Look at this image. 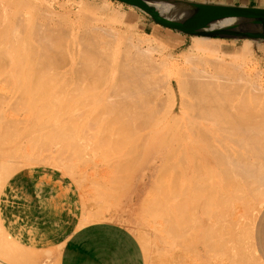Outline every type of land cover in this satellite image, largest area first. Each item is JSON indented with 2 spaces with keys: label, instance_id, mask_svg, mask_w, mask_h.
<instances>
[{
  "label": "bare ground",
  "instance_id": "6f19581e",
  "mask_svg": "<svg viewBox=\"0 0 264 264\" xmlns=\"http://www.w3.org/2000/svg\"><path fill=\"white\" fill-rule=\"evenodd\" d=\"M3 1L7 2L6 0H3ZM48 1L45 0V2H48ZM8 2L6 4H8ZM13 2H11V4ZM33 2L34 0L33 1L16 0L15 3L17 5H14L15 3L12 4L15 10L19 7H22V6L17 7L18 5H23V4L28 5L29 9L27 10L26 15L24 17H21L24 15V13L23 15H21V12H24V11H21L19 12L20 16L15 15L14 17L13 15V19L15 18L14 22L13 20L10 21L8 19L10 22H13V25L12 23L11 25H9L11 27H8L5 25L3 27L0 26V31H1L0 34H2V32L3 34L4 33L7 34L8 30H11L10 36L13 34L11 38H9L10 40L8 41H5L2 38L3 36L5 38V34L0 38V71H1V68L3 69L2 71L3 74L1 73L2 78H0V80L2 79L4 81L5 76L11 72L12 73L10 76H12L14 79L16 77L15 71L16 73L19 72L18 74H20L21 72L25 73V71H29V73L32 72L31 75H34L33 77L29 75V78L30 79L32 78L31 79L32 82H30V79L28 78L30 86L22 87V84H24L23 82L25 80V78L23 77L25 76L28 77V75H26L25 73V76H24V75H21L22 74L21 73L20 75L21 77L23 76L22 77L23 82L21 85H19L21 86L20 88L19 86H17L18 83L14 81L18 80V82H20L21 77L19 78V75L17 74V79L15 78V80H13L8 75L6 78L9 77V80L11 79L10 82L11 81L14 82V83L12 82L11 84L12 85L14 84L17 86V89H16L17 91L15 90L16 87L14 85L13 86L15 88L11 87V85L9 84V88H4L6 91L5 90H3L4 92L1 91L2 93H4V96H2L0 92V97L1 96L6 97V101L8 100L17 101L18 100V102L21 101L20 103H23L22 101L25 100V97L26 96L28 97L32 93L30 92V89L36 87V85L39 86V83L41 84V81L43 78L41 73H43L44 70L45 72L47 71L46 72L47 76L48 74H51L56 79V80L54 78L51 79V76L49 75L50 80L52 81L55 80L52 84H54L57 81V79L61 80L62 82L59 81L56 84L58 85V91H59L60 86L58 83L60 84L62 83L63 85V88L61 87L62 92H58L57 90L55 91H57L60 94L63 93L62 98L64 99L65 97L69 99L70 97H74L73 99L77 101L76 103H79L80 105L79 109H81L80 113H78L79 110L77 111V113L79 114L78 116H77V113L74 115V117L72 116L73 119L69 117L68 108H65V110L66 109L68 110L67 111L68 113L64 111L66 112L65 115L68 114L67 116L71 118L72 120H74L77 127L80 126L82 130V132L80 130L82 134H79L81 135V137L79 136L78 139L76 138L77 142L76 144L75 142L73 144L75 146L80 145L81 143L86 144L88 149H90V146H89L90 144L98 146V147H100L99 145L103 146V144H107L108 146L111 145V147H116V149L117 148L119 149L116 155H114V153L112 154L113 157L115 156L114 159H112V156H111V159L115 162V166L117 168L116 170H118V172L120 171L119 172L120 175L121 174L125 175L124 172H127L128 175H130L129 177L137 181V182L131 181L132 184L134 183L133 185L131 183L129 185V182L126 183L127 185L125 184L127 186V192H125V194L128 193V195H125L127 199H128V196H129V199L131 196L132 199L136 198V200H138V198L140 199L146 193H149V194L154 193L155 190L152 188V186L154 187L156 184H158L160 188L159 183H155V182L158 180V177H161L163 180L165 176H166L165 181H168L170 179L173 181V182L171 181L172 182L171 184L165 182L166 186L168 185V188L164 186L165 189H169L170 186L172 187L169 190H165L163 188H161V190L159 189V191H156L158 192L157 197L159 195L160 196L164 195L166 199V196L174 195L173 199L171 200H174L176 197H179V196L182 198H186V201H187L186 203H189L188 205L191 211L190 209H188V205L185 207L183 206L184 208H186L184 209V211H186L184 213L188 215L187 210L192 212L191 213L192 215L189 213L192 219L190 218L189 220L188 219L189 216L186 215V217L188 218L184 219V221L185 220H187L188 222L190 221L189 223L190 225L186 223L187 221L186 222L179 221L180 219L177 221L176 216L178 215L176 216L174 215L175 210L177 211L181 207V203L180 204L177 203V202H181L179 198H178V201L177 199L175 201L177 205L175 203H172L173 201L167 200L168 203L171 202L173 204V207H174V204L176 205L174 208L171 206L175 210L173 209L169 210L171 207L168 208V206L167 207L165 206L168 203L166 202V200H164V197H162L163 199L159 198L160 196L157 198V199L164 200L165 202V205L162 202L163 205L159 206L158 204L160 200L159 201L156 199L154 200V198H156V195L154 194L155 197L153 199H152L153 195L149 196L150 199L154 200L153 201L154 203L158 201L157 206L156 204L155 205L153 204L154 206L152 205L153 208H151L150 207L151 205H149L150 201H151L150 204H152V200L148 201V199L146 200V198L142 197L145 199L146 203L147 201L149 203L146 204L144 203V201H142L143 204L141 206L144 205L143 207L145 208V204H146L148 207H150L149 208L150 210L154 209L153 211H151L154 213V216L161 212V216L158 215L157 217L158 220L155 219L158 222L156 221L154 223V226L160 225V228H159L160 231L156 230V227H155V230L158 231L156 233L160 237L161 236L163 237V235L164 237L166 236L169 237L171 236L170 234L174 233L176 234L175 236L178 239L177 241L179 242V240H181L180 242L183 243V244L182 243L179 244L180 242L178 243L176 241V243H173L175 244V246L177 244L185 246L186 245L185 242H187L188 245L189 243L190 244L192 243L193 245L196 246V248L194 249L196 251L198 245H202V246L204 245L203 247L207 246L210 248V249L203 248V249H207L205 250L207 252L211 250L210 254L211 253L213 254L214 253L213 250L216 249L220 245V248L219 247L217 248L219 249L218 252L221 249V251L219 252L220 255L217 252L214 253L217 256H220L218 257L220 259H218L217 261L221 260L222 256H224V253L226 252L225 251L226 249L229 252L231 251L230 253H232V250L234 252L236 251L235 252L236 256L238 255L239 257L241 256L242 260L236 256L235 257L233 256L232 259L236 258L242 262L243 258H244V261L247 258H249V257H246L247 253L248 254L250 253L248 250H246L247 249L246 243H248L250 240V237H252L251 230L254 225V217H255L254 215L256 214L255 212H257L256 209H258V206L259 208H261L262 205L264 204V108L262 107L264 105H261L262 102L259 103V105H261V108L260 107L258 108L257 106L259 105H256L258 103L257 102L258 100L260 101H262V99L264 100V91H263L264 89L262 87V85L264 84H262L261 86H258L261 82L259 84L257 83L256 85L255 83L253 84V81L255 79L254 80L252 79L253 77L249 75L248 73L249 71L248 72L246 71L248 73L246 74L244 71L241 70V67H240V70H238L239 66H235L234 65L235 63L233 64V63H229L230 61L229 62L226 61L227 56L233 57V52L225 53L219 50L217 39H220V38H211L207 36L192 35L191 39H193L192 40L193 44H191L189 48L185 49L182 53L175 54V49H172L170 51L168 50L166 52L164 49L165 45L162 44V42H157V39L151 35L147 36L148 34H146L147 36L146 38H141L140 35H137L135 38V27H131L130 26L131 24H129L128 26L129 28L127 29L125 28L126 30L124 31L121 28L114 27V25L111 27H103L101 25L94 26V22H93V26L90 25L92 23L87 22L90 25L88 26V24L85 22L88 21L87 17L89 18V15L88 16L84 15V17L82 15L79 17L78 15V17L77 16L76 17L77 18L82 17V20L81 19L76 20L77 18H75L74 20L77 21V23L78 21H81L82 23H84L82 24L80 22L82 24V27L84 26V28L77 27L78 26L77 23L76 24L74 23L73 25L70 26L68 22H72L73 19L72 21L68 20V17H69L68 16L66 20H67L68 25L70 26L69 27L64 22L65 17H66L62 15V13L64 12L58 11L59 13L58 12L56 13V11H54L53 9V5L51 6V4L45 3L43 0L44 5L48 4V8L44 6V10H47L46 12L49 11L52 14L51 13L47 14L45 11H43V9L40 12H44V13H40L37 8L39 9L41 8L40 7L36 8V5ZM38 5H41V4H37V6ZM107 5L108 4H106L105 6ZM161 5L162 6H160V4H157V6L160 7L162 12L169 16H181L187 13L188 10L190 9L189 5H187L186 3H182V2L176 3L175 1L161 2ZM4 8H6V6ZM24 8L26 7L24 6ZM20 9L21 8L17 10H20ZM7 12L5 10V14ZM53 12H55L54 15L58 14L57 18L53 17ZM59 15H61V17ZM64 15H66V13H64ZM122 15L121 17L123 18ZM0 16L2 17V15ZM62 16L64 17L63 19L64 21L62 22H64V24H66L67 26L61 25L60 19H62ZM9 17H12V15ZM122 18H120V24L122 22L121 21ZM92 19L93 18L89 20L92 21ZM0 20L2 21L3 17L0 18ZM117 20H119V18ZM85 24H87V26ZM0 25H2V23ZM74 25H76V28L74 27ZM101 30L103 31L101 32ZM141 35L143 36V34ZM1 40L2 41L4 40V41L2 42ZM244 40L246 41V43H248V45H251L250 43L254 39L246 38ZM121 44L124 45V48H122ZM15 55H17L19 58L15 61H12L13 58L16 59L15 57L17 56ZM12 56L13 58H11ZM235 57L237 58V56ZM243 61L242 63H244ZM242 63L241 61L239 62V64H242ZM4 69L6 71H4ZM238 71H241V72H238ZM4 72L5 73L7 72V74L5 75ZM39 75H41L42 78H40ZM45 76H44L45 80L46 79L48 80V77L46 78ZM18 78L20 79V81ZM6 81L8 80L6 79ZM27 82L25 85H28ZM46 82H45L46 84L45 89L46 88L49 89V85L47 87V84L49 82L47 83ZM7 83L8 82H6V84ZM42 86L43 85L39 87L41 88ZM53 86L52 87L50 86V88L53 89ZM6 87H8V85H6ZM45 89L39 90V91L42 90L43 93L46 92L44 96L39 95L38 96L39 98L37 96L36 98H34V96L31 97L32 95L29 96L30 99L34 98V100L37 99L35 101L39 102L38 103L39 105L37 106L36 105L37 103L33 101V103L34 102L36 103L32 105V108L34 106L33 110H35L36 106L38 109L39 107L40 108L42 107L40 103H43V101L40 102L41 101L40 97L41 99L45 97L44 98L45 100L46 98L47 100L50 99V96H48L49 98L47 97L48 91H46ZM33 90L34 89H32V91ZM35 90L38 91V87ZM37 91L35 92L37 93V95L42 93V92H37ZM49 92L51 94L52 90L50 89ZM60 94H58L59 98L56 95V98H55L56 100L52 98L51 100L53 101L49 100L50 102H47L46 100V103H49V104L53 102V105L52 104L50 105V106H53L52 109L50 108L51 111L53 109L55 110L54 101H57L55 103L57 104L59 102L58 99H61ZM51 96H53L54 98L55 95L53 94ZM7 98L9 99L7 100ZM27 99L29 101V98ZM71 99L69 100L70 103L72 101H75ZM9 101H8V104L11 102ZM61 101H64V100L61 99ZM65 101L67 102V100ZM253 101L257 102L255 104L256 106L253 105V103H255ZM18 102L17 103L14 102L15 103L14 104L12 101L11 104L13 103L14 106L15 105L20 106L21 104L18 105ZM4 103H5V99H4ZM26 103H28V105L26 104V106L23 104L24 107L26 108L28 106L30 107V105L33 104L31 103L29 105V102H26ZM44 103H43V106L45 105ZM59 103H58V106L61 104ZM70 103L68 102V106L70 105ZM74 103L72 102L71 105H73ZM8 104L6 103V105H4V109L3 107L1 108V104H0V108L2 109L0 110V146L3 147L2 146V142H4L3 140L4 139L7 140V138L5 137L6 132H10V134L11 132L13 133L15 132L14 133L15 135L18 134L17 136H20L19 134L22 133L21 135H23L25 131H28L32 135L30 134L31 136H29L28 133H26L28 135H24V137L26 136L29 137V138L27 137L28 141H25V142H28L27 144H25L23 141H20L21 136L20 138L16 137V139L15 137H13L16 140V142H17V138L20 139L18 140L19 141L18 143H15V140H13V138L11 137L9 141L11 140L12 142L13 140L14 144L11 145L10 144L11 142L9 143L5 141L6 143H9L12 146L11 149L10 150L8 149L9 144H7L8 150H3L2 148L0 149V152H1L0 158H5L7 156H10V153L11 155L13 153L12 158L10 156L11 159H9V161H6V160L4 161L0 159L2 161L1 162L2 166L0 170V193H1L0 194L1 195V198H0V241L2 244L1 252L6 253V254L14 253L16 249H19L17 245H19L20 243L17 244L18 243L17 241H15L17 242L15 245V248L16 246L17 248L15 250L13 249L14 247L13 239L18 240V241H24L27 243V245L31 246V245H36L37 243H43L45 242L47 238L53 239V237L56 236V232L54 231L52 226L59 223L60 214H61L60 201H59L60 194L63 193V187H62V181H61L63 170H62L61 164H62V160L64 159V158L62 159V157L65 155V154L63 155L62 153L63 151L69 152V149L67 151L66 149L62 150L63 148L62 142L64 140L63 137H68L70 135L69 133L71 132H72L71 133V136H72L74 131H76L75 128L72 131L71 129L72 125L70 126L64 120L65 115H63L64 116V119H63V117L60 114L62 119L65 121L63 122L65 124L60 125L59 122L62 119L60 118V116L57 117L58 116L57 114L59 113L57 114L55 113L57 115L56 116L55 114H53L54 113L53 112L52 114L55 115V117L51 119L49 115L46 116L44 112L42 113V111H44L45 109L42 110L41 113L36 112L37 114L35 115V114H32L34 111L31 112L32 111L31 107L30 108L28 107L29 109L24 108L25 110L21 112L25 114L19 113V116H16V113L14 111L15 113V116H14V114H11L13 113L11 109L16 108V107H14L13 105L8 106ZM71 105L69 106L70 107L69 109H74L75 104L73 106ZM6 106H8L11 111L7 109ZM64 107L65 106H63V108ZM76 107H77V104H76ZM50 110L49 112L51 113ZM59 110L61 109L59 108ZM74 110H76V108ZM74 110L72 111L73 112L72 114L70 112L71 115L75 113ZM57 111L58 110H56V112ZM45 112L47 111L45 110ZM49 112L46 114H50ZM58 112H63V110L58 111ZM17 115H18V112H17ZM56 117L58 119H61L58 122L59 125L56 123L54 125L50 124L52 121L55 120L54 118ZM68 117L66 118L67 120H69ZM48 118L51 119V122L50 121L48 122ZM74 126L75 124L73 125V127ZM69 129L71 132L68 131ZM63 133H67V135L66 134L62 135ZM14 134L10 136H14ZM7 135L9 137L8 133ZM52 135L54 137L53 139L50 138L52 137ZM49 138L52 139V142L51 144L50 142L48 143L47 145L48 148H47L43 142H45L46 144ZM67 139L70 140V137H68ZM43 140H46V141H43ZM78 142L80 144H77ZM31 144H35L33 146H36V144L41 145V147L45 146L46 147L45 149H48V152L43 151L42 148L39 146L35 148H38L39 150L41 149L43 152H46L45 155L49 157L47 158L44 154L43 155L45 156V158H43L44 156L41 157L42 154L41 156H38L36 155L37 152H33V153H35V155L38 157L36 158L33 157L34 156L33 153H32L33 155H31L30 152H27L29 148L28 145L31 147L32 146ZM69 144L72 146V142ZM3 145L5 144L3 143ZM24 145L27 146L28 148L27 150L23 149L24 150L23 151L21 148L25 147ZM64 146L66 147V144ZM69 146L67 144V147ZM32 149L34 150V148ZM72 149H75V148H73L72 146ZM72 149H70L71 152H72ZM79 149L80 148H78V150ZM33 150H31V152ZM93 150H95V148ZM106 150H107V146H106ZM108 150L111 151L112 149L111 150L108 149ZM86 151L88 150H85V152ZM81 152L83 153V150H81L80 153ZM105 152L102 151V153H104V156L106 158L107 155H105L106 154ZM5 153L7 154L5 155ZM66 155L70 156V154L68 153ZM89 156H92V155H89ZM89 156H87V158ZM107 157H108V159L106 158L107 161H110L109 156ZM66 158H69V157L66 156ZM89 158H94V157H89ZM33 161L35 163L40 161L43 163L45 162V163L51 164L53 166V170L51 174L50 175L43 174L35 182L34 181L35 177H34L33 172L30 171L29 174L20 172L22 169V165L28 166ZM67 161L66 162L64 161V162L67 163ZM73 161L74 160H72V163ZM95 161H98L97 158ZM104 161L106 160L104 159ZM135 162L137 166L138 164L142 163L140 164V170L138 169L139 166L136 168V165L133 164ZM108 166H111V165H109L108 163ZM82 167L83 166H81V168ZM130 167L131 169H129V171L131 172V170H133L134 171V172L132 171L133 173L125 171V169L128 170V168ZM135 168L136 170H134ZM89 170H93V169L91 168ZM167 171L168 172L170 171V172L168 173ZM118 172L116 174L117 177H118ZM128 175H126V177ZM161 175L164 177H162ZM167 176L168 177L170 176V179L167 180ZM118 178L121 179L120 177ZM161 178L159 179L161 180ZM123 180H125V178ZM120 181L122 183V180ZM94 182L97 187L98 182L97 183L96 181ZM162 182H164V180ZM162 182L161 184L163 185L164 183ZM153 183L155 185H153ZM111 185L113 186V184ZM111 185H108L109 187H104V188H108L111 190V187H112ZM128 185L129 187L130 186L132 187L129 188ZM162 185L161 187H163ZM99 187L96 188V191ZM102 188L103 187H101L100 190H98V193L102 191L101 190ZM108 189L104 190V193L102 191L101 193H99V195L95 191L97 193V196H95L96 194L95 192H93L95 194V195L93 194L95 198L96 197L98 198L96 200L94 199L96 202H90L92 203V205L88 204L89 202L85 203V204H88L87 207L85 206V209L83 207L84 205H82L80 202L81 210L82 209L84 210H83L82 218H78V222H79L78 224H81V225L87 224L94 219L100 220L104 218L108 212H110V209L107 207V205H110L109 203L114 201L112 200L114 199V192L109 193ZM156 189H158V187ZM39 193H48L49 201L47 202L44 199V203H42L41 202L42 198H40L42 194L40 195ZM160 193H163V194H160ZM206 193L207 195L209 194L211 195L212 193H214L213 202L216 203V205L214 204L216 206V209H215V206L213 205V202L212 204L210 203L211 204L210 205L209 202L205 201ZM246 193L248 194L253 193V195L251 194V196H253L252 198L253 205L250 203L251 197L249 198V196H246L248 198H245V195H248ZM212 195L210 197H213ZM82 199L80 200L84 202L85 199L84 198ZM238 200H241L242 202L239 203ZM204 201L206 202L205 204H204ZM235 201H237L236 203H239V206L237 205V207L239 208L241 204L242 206H246L247 208L249 206V209H246L247 211H249V214H247L244 211V214L245 215L247 214L246 215L248 217L247 220L245 219L246 218L245 216H242L244 217L246 222L245 220L243 221V218L241 219L243 222L239 220L240 218L237 219L239 217V215L237 216L238 212L237 214H234V212H236L237 209L239 211V208L237 207L236 209L233 208L236 206L234 204ZM93 203H96L95 209L93 208V205H94ZM114 203L115 201L113 202V204ZM207 203H208L207 206L213 207L212 209L208 207L209 208L208 214H211V215L213 214V216L204 214V212L207 213V209H208L206 206ZM38 205H41L39 213L37 209ZM89 205L91 206L92 209L88 207ZM115 205L117 204L115 203ZM155 207H157L158 209H156ZM142 208H140L142 212L147 210L145 209L143 211L144 208L143 209ZM242 208L240 209L241 210L240 212H243L244 208L243 209ZM161 209L162 211H158ZM181 209H179L180 210L179 213L182 214L183 209L182 210ZM213 209H215V214L213 212ZM155 210H157V213ZM231 210H235V211H231ZM209 211H211L212 213H209ZM151 212L147 213L149 214L147 215L148 219L149 218L151 219L150 216H152L153 214V213L151 214ZM163 212L167 214L165 215L163 214ZM198 212L200 214L203 213V217L204 215L207 216V220H208V216H209V220L214 217L213 218L214 220L211 219L212 221H210L211 223L214 224L213 227H211L212 224H209V226L208 224H205V221L203 220L204 218L202 219L201 217L202 215H199ZM232 212L235 215V217H233L234 215L233 216L230 215L232 214ZM171 214L174 217H172ZM181 214H180V217H181ZM196 214L197 216H194ZM241 215L242 214H240V216ZM162 216L164 217L163 220L161 219L159 220V218L160 217L162 218ZM114 217L117 218L118 216L117 217L114 216ZM180 217L178 216V218ZM182 217H185V215L183 214ZM232 217L236 218L234 222L232 221L233 223L230 222ZM147 218H145L146 221L148 222L151 221V220H147ZM172 218H175V220ZM229 218L231 219L228 220ZM119 219H121V217ZM152 220L154 219L152 218ZM236 220L241 221V222H239L238 224V221ZM182 222L184 223V225L187 224L186 225L187 227L182 225L183 224ZM228 222H230L231 224L237 223L236 226L239 227L238 233L239 232L243 233L244 231L243 227L246 226L244 235L241 233L243 235L242 236L239 233L236 236V234H234L235 233L234 230L236 229V227L233 225L232 226L229 225L230 223L228 224ZM225 223L226 225L228 224L227 226L228 231L230 230L229 226L232 227L230 230L231 232L229 233L224 232L223 227L225 225L223 224ZM242 223H244L243 227L238 226L240 224L242 225ZM178 224L179 226L180 224L183 226L182 228L180 227L181 231L179 230ZM218 226H221V228H223V229L221 228L220 229L223 232L222 234H225V236L230 233L232 234V231H233V234H234L233 236H235L234 238L236 240L234 238L233 239L236 242H234L232 239L233 243L231 244L229 243V241L231 242L230 239L233 236L229 235V236L224 237L223 235L221 237L219 235L221 233L217 232L218 233L217 234L215 231L219 230ZM209 227H211V229ZM227 227L225 226V231ZM183 228H185L184 230L185 232L183 231ZM170 231L172 233H170ZM181 232H183L184 235ZM163 233H166V234H163ZM175 236L173 237L171 236L168 243H170L171 238L174 239ZM178 237L179 238L181 237L182 239H179ZM175 239L172 240V242H174ZM247 239H248V242H247ZM182 240L185 242H183ZM192 244L190 247L191 250L188 249L191 252L194 251L192 247H195ZM19 246H21V244ZM23 247L27 248L24 245ZM30 248L27 251L29 253V250H30L32 256H33V252H34V255L36 256V251L40 250L39 248L37 249L35 248L36 251L35 249L33 251V249H30ZM150 248L151 247L149 245V249ZM47 249H49V247L43 248V254L45 253L47 254L48 252V255H49V251L52 249V246H50V250L47 251ZM146 249L147 251L149 250L148 248ZM217 249L215 251H217ZM223 249L225 252L222 251ZM16 251L19 253L25 252L24 255H26V252H27L25 251V249H23V251L21 252H20V249ZM147 251L145 253L149 254V252ZM245 251H248V252H245ZM40 252L42 253V251ZM40 252L38 251L37 253H40ZM150 252L152 251L150 250ZM176 252L178 251H175L174 254L171 253L172 256H174ZM184 252L185 250H183V253L182 251H180L177 254L179 256V254L182 253V256H184L183 255ZM234 252L233 254H235ZM23 253L21 254V257ZM160 253H162V251H160ZM194 254H196V252H194ZM227 254H225L224 256L225 258H230L232 256L228 254V256L230 257L228 256L226 257ZM27 255L25 256L26 258H28ZM39 255L37 254V257ZM165 255L167 254L165 253ZM198 255H200L201 258L197 257L199 259L197 258L196 259L197 261L200 260L201 264H202L201 259L203 260L204 256H206V258L208 256V254H206L202 257L200 252ZM6 256L9 257V254ZM30 256H29L30 259H34V258H31ZM148 256L150 260L151 256L150 255ZM148 256L146 255V257ZM178 256L176 257L174 256L171 259L173 260L174 258L177 261L178 259L180 260L185 259V263L188 260H190V258L186 260V258L190 256L188 254H187V257L185 256L186 258H183V259H181L182 258L181 256H179L178 258ZM157 257L156 258L158 259L159 263L158 262H155V263L156 264L162 263L161 262L162 259L161 261L159 260L160 257L158 256V254H157ZM215 257H211V258L214 260ZM38 258H35L34 261L30 260L31 263L32 262L35 263L36 261L38 264L39 262L37 261L39 260ZM192 258H191V261H192ZM18 259H20V257ZM51 259L52 257L49 259V262ZM196 259L194 258V260ZM236 259L233 261H236ZM249 259H247L246 260L247 262L245 261V263L243 261V263L250 264V262L248 261ZM24 260L26 261V259ZM24 260H20V263ZM151 260H152V263L151 261H149V263L153 264L154 263L153 261H155L156 259H151ZM165 260L167 261V264H172V263L175 264L174 263L175 260H173V262L171 263L170 261H168V258H166ZM205 260L206 259H204L203 263L208 261V260L206 261ZM228 261L230 262V259ZM240 261L239 262L236 261L235 263L241 264ZM250 261H251V264H253L252 262L254 260L253 261L250 260ZM209 262L213 263V261H208L207 263ZM223 262L225 264L224 259H223ZM163 263L166 264V262H163ZM182 263L185 264L184 260L183 262H181V264ZM198 263L199 262H197V264ZM0 264H11V263L0 258ZM16 264H19V263L17 262ZM178 264H180V262H178ZM192 264H193V261H192Z\"/></svg>",
  "mask_w": 264,
  "mask_h": 264
},
{
  "label": "rangeland",
  "instance_id": "374dc122",
  "mask_svg": "<svg viewBox=\"0 0 264 264\" xmlns=\"http://www.w3.org/2000/svg\"><path fill=\"white\" fill-rule=\"evenodd\" d=\"M7 2H8V4H6L7 2H5V1H1L0 0V11L2 12H0V15H2V17H3V20L1 21L0 20V22L2 23V25H0L1 27H3L4 25L5 26H8V27H11V26H9V25H11V23H12V25H13V22H14V19H13V15H14V17H15V15H17V16H20V13L19 12H21V11H24V12H21V15H23V13H24V15L23 16H21V17H24L25 15H26V12H27V10L29 9V7H28V5H18L17 7H19V6H22V7H19V8H21L20 10H17V9H19V8H17L16 10H15V8H13V6H12V4L13 3H15V1L13 2L12 0L10 1V0H6ZM31 1H33V0H31ZM37 1V2H36ZM34 0V4L36 5V8L37 7H40L41 9H39V8H37L38 9V11L40 12L42 9H43V11H47V10H44V6L45 7H47L48 8V4L46 5H44V3H43V0ZM48 1V0H47ZM11 2H13L12 4H11ZM44 2H45V0H44ZM41 4V5H38L37 6V4ZM43 3V4H42ZM45 3H49V4H51V6L53 5V9H54V11H56V13L59 11V12H64V13H66V15H64V13H62V15L63 16H66L65 17V21L63 20L64 19V17L62 16V19H60V18H58V19H60L61 20V22H60V20H59V22L61 23V25H65V26H67L68 25V23H69V25L71 26V25H73L74 23L76 24L77 23V21H75L74 19L75 18H77L78 17V15H79V17L82 15L83 17H84V15L86 16H88L89 15V18L87 17V20L88 21H86L85 23H92V24H90L91 26H93V22H94V26L95 25H101V26H103V27H111V26H113L114 25V27H116V28H121L123 31L124 30H126L127 28H129L128 26H129V24H131L130 26L131 27H135V38H136V36L137 35H140L141 36V38H146L147 36H153L154 38H156L157 39V42H162V44H164L165 45V51L167 52L168 50L170 51V50H172V49H175V54H179V53H182L185 49H188L189 48V46L191 45V44H193V39H191V36L192 35H189V34H185V33H182V32H179V31H176V30H173V29H169V28H166V27H163V26H161V25H159V24H157V23H155L146 13H144L143 11H141L140 9H138L137 7L135 8V6H130L129 4H127V3H125V2H122V1H119V0H49L48 2H45ZM2 4H4V5H2ZM11 4V5H10ZM106 4H108L107 6H108V8H107V6H105ZM14 5H17L16 3L14 4ZM105 7H104V6ZM2 6H6V8H4V7H2ZM24 6L26 7V8H24ZM261 7H264V5H260ZM16 7V6H15ZM2 8V9H1ZM4 8V9H3ZM13 10H12V9ZM101 8H105L104 10L103 9H101ZM10 9V10H9ZM46 9V8H45ZM52 9V10H53ZM107 9V10H106ZM137 9V10H136ZM5 10H6V14H5ZM12 10V11H11ZM14 11H16V12H14ZM100 11H102V12H100ZM105 11H107V12H105ZM12 12H14V13H12ZM58 12V13H59ZM83 14H82V13ZM17 13V14H16ZM40 13H44V12H40ZM47 14L48 13H51V12H46ZM101 13V14H100ZM9 14H11L12 15V17H9V16H11V15H9ZM52 14V13H51ZM55 14V12H53V17L55 18H57V16H58V14L57 15H54ZM68 14V15H67ZM77 14V15H76ZM122 14H124V15H122ZM74 15V16H73ZM121 15L123 16V18L121 17ZM7 16H8V18H7ZM60 17H61V15H59ZM70 18H69V17ZM77 16V17H76ZM91 16V17H90ZM116 16V17H115ZM1 16H0V18H2ZM67 17H68V20H70V21H72V19H73V21H75V22H68L67 23ZM97 17V18H96ZM119 18V20H117L118 18ZM91 18H93L92 19V21L91 20H89V19H91ZM99 18V19H98ZM120 18H122L121 19V24H120ZM10 21H12L13 20V22H10ZM58 19H57V21H58ZM78 19H81L82 20V17L81 18H77L76 20H78ZM85 19V18H84ZM138 19V20H137ZM7 20V21H6ZM96 20V21H95ZM57 21H55V22H57ZM62 21H64L66 24H64V22H62ZM84 21V20H83ZM90 21V22H89ZM105 21V22H104ZM4 22V23H3ZM81 21H78V26L77 27H79V28H84V26L82 27V24H84V23H80ZM118 22V23H117ZM0 23V24H1ZM87 23V24H88ZM124 23V24H123ZM128 23V24H127ZM7 24V25H6ZM87 24H85L86 26H87ZM68 25V26H69ZM81 25V26H80ZM89 24H88V26H90ZM110 25V26H109ZM116 25V26H115ZM120 25V26H119ZM133 25V26H132ZM69 26V27H70ZM74 27L76 28V25H74ZM137 27V28H136ZM126 28V29H125ZM121 30V31H122ZM100 31V30H99ZM103 30H101V32H102ZM173 31V32H172ZM10 32V33H9ZM13 32V31H12ZM16 32V31H15ZM14 32V33H15ZM18 32V31H17ZM0 33H1V31H0ZM104 33V32H103ZM5 34V38H4V35ZM3 34V32H2V34H0V38L2 37L5 41H8V40H10L9 38H11V36L13 35H11L10 36V34H11V30H8V32H7V34L6 33H4ZM141 34H143V36L141 35ZM146 34H148L147 36H146ZM139 36V37H140ZM193 38V37H192ZM7 39V40H6ZM3 40V41H4ZM2 41V40H1ZM2 41V42H3ZM125 41V40H124ZM123 41V42H124ZM180 41V42H179ZM217 41H218V45H219V50H221V52H227V53H229V52H233V57H226V61L227 62H229V63H235L234 65L235 66H239L238 67V70H240V67H241V70L242 71H244L246 74H248L249 73V75L251 76V77H253L252 79L254 80L253 81V84L255 83V85L258 83H260L258 86H261L262 84H264V41L263 40H253L250 44L251 45H248V43H246V41L244 40V39H226V38H220V39H217ZM216 41V42H217ZM122 43V42H121ZM153 43H154V41H153ZM184 43V44H183ZM161 44V43H160ZM183 44V45H182ZM221 44V45H220ZM121 46H122V48H124V45L123 44H121ZM176 47V48H175ZM250 49V50H249ZM239 53H240V55H239ZM250 53V54H249ZM252 55V56H251ZM15 56H17V55H15ZM235 56H237V58L235 57ZM238 56H240V57H238ZM11 58H13V56L11 57ZM16 59H14L13 58V60L12 61H15V60H17L19 57L17 56V57H15ZM234 59V60H233ZM240 59V60H239ZM242 59V60H241ZM238 60V61H237ZM244 60V61H243ZM232 61V62H231ZM236 61V62H235ZM241 61V63H242V61L244 62V63H242V64H239V62ZM236 63H238V64H236ZM242 65V66H241ZM247 65H248V67H247ZM3 69L1 68V71H0V74L2 73L3 74ZM4 71H6L5 69H4ZM248 73H247V72ZM24 72V71H23ZM47 72V71H46ZM45 72V70L43 71V73H41L42 74V76H43V78H42V76L41 75H39L40 76V78H42V81H41V84L39 83V86H41V85H43L41 88L39 87V86H37L36 85V87H34V88H32V89H34L33 91H32V89H30V92H36L37 90H35V89H37V87H38V91L37 92H42V93H40V94H38L37 95V93H31L29 96H31V97H33L34 96V98H36V96L38 97L39 95L40 96H44V94H46V92H44L43 93V91L41 90V91H39L40 89H45V82H46V80H45V78H44V76L47 78L48 77V80H47V82H49V80H50V78H49V75L51 76V79H53L54 77L51 75V74H48V76H47V73ZM238 72H241V71H238ZM5 73V72H4ZM12 73V72H11ZM11 73H9V74H7V72L5 73V78L9 75V77H11L12 79H13V77L12 76H10L11 75ZM19 73V72H18ZM18 73H16V71H15V75H16V79H17V74ZM22 73V72H21ZM20 73V74H21ZM25 73H26V75H28V77L27 76H25ZM25 73H22L21 75H24L25 77H23V78H25V80H24V82H23V78L21 77V75L20 74H18L19 75V78L21 77V81H20V79H19V81L21 82H18V80H16V81H14V82H17L18 83V85L17 86H19V85H21L22 84V82L24 83V84H22V87H27V86H30V84H29V80H28V78H29V75L30 76H34V75H31L32 74V72H30L29 73V71H25ZM44 73H46V74H44ZM49 73V72H48ZM2 74H1V76H0V78H2ZM14 74V73H13ZM12 74V75H13ZM258 74V75H257ZM258 76V77H257ZM9 77L8 78H6L8 81H6V79L4 78V81L1 79L0 81V92L2 91V92H4L3 90H5L4 88H9V84L11 85V87H14L15 88V90L17 89V86L16 85H12L11 83L13 82V81H11L10 82V80H9ZM257 77V78H256ZM15 78L13 79V80H15ZM27 78V79H26ZM36 78H37V76H36ZM30 79V78H29ZM32 79V78H31ZM30 79V82H32V80ZM55 79V78H54ZM258 79V80H257ZM44 80V81H43ZM56 80V79H55ZM55 80H50V82L47 84V87H48V85H49V89L48 88H46L45 90L46 91H48V93H47V97L48 96H50V101H53V100H51V98L52 99H55L56 98V95H57V97L59 98V95L58 94H60V93H58V92H62V88H63V85H62V83L60 84V83H58L59 84V86H60V90L58 91V85L56 84L57 82H59V81H61V80H59V79H57V81L54 83V84H52ZM28 83V85H25L26 84V82ZM52 81V82H51ZM257 81H259V82H257ZM4 82V83H3ZM6 82H8L7 84H6ZM13 82V83H14ZM43 82V83H42ZM46 82V83H47ZM62 82V81H61ZM16 83V84H17ZM37 84V83H36ZM51 84V85H50ZM5 85V86H4ZM6 85H8V87H6ZM25 85V86H24ZM54 85V86H53ZM57 85V86H56ZM62 85V86H61ZM34 86V85H33ZM50 86L52 87L53 86V89L52 88H50ZM20 88H21V86H19ZM18 87V88H19ZM62 87V88H61ZM262 87H263V89H264V85H262ZM261 87V88H262ZM57 88V89H56ZM24 89V88H23ZM52 90V93L50 94V92H49V90ZM55 90H57V91H55ZM6 91V90H5ZM17 91V90H16ZM264 91V90H263ZM1 92V95L2 96H4V93H2ZM56 92H57V94H56ZM55 95L54 96V98H53V96H51V95ZM61 96H60V98L62 99V100H64V101H61V99H58V101L61 103H59L60 105L58 106V103L57 104H55L57 101H54V106H55V110L53 111H51L50 110V108L52 109V107L53 106H50L51 104L53 105V102L52 103H46V100H47V98H46V100L44 99L45 97H43L42 99H41V97H40V102H42L43 101V103L45 104L44 106H43V103H40L41 104V108L39 107V109L37 108V106L39 105L38 103L39 102H37V101H35V100H37V99H35L34 100V98H32V99H30V97L28 96H26L25 97V100L27 99V98H29V101H28V99L25 101H22L23 103H20L21 101H19L18 102V100L16 101V100H12L13 101V103L15 102V103H17L18 102V105L19 104H21L20 106H17V105H13V103L11 104V102L8 100L9 98H7V100L10 102L9 104H11V105H9L8 104V101H6V97H0V104H1V108L3 107V109H4V105H6V103L8 104V106H14V107H16V108H13V109H11L12 110V112L13 113H11V114H14V116H15V113H16V116H19V113L20 114H25V113H21V112H23L25 109H29L30 107H31V109H32V111L31 112H33L32 114H37L38 112L39 113H41V111L42 110H46L47 112H45V110L44 111H42V113L44 112V114L47 116V115H49L50 117H51V119H53V117H55V115L57 114V113H59V114H57L56 116L57 117H59L60 116V114H61V116L63 117V119H64V116L63 115H65V113L69 110V117H71L72 119H73V117H74V115L77 113V111H78V113H80V110L81 109H79L80 108V105H79V103H76L77 101L75 100V99H73L74 97H70V99L72 98L73 100H75V101H72L74 104V109L76 108V110H74V109H69L70 107V105L72 104V102L70 103V99L69 98H66L65 97V99L64 98H62L63 97V93H61L60 94ZM39 98V97H38ZM49 98V97H48ZM2 99V100H1ZM4 99H5V103H4ZM44 99V100H43ZM71 99V100H72ZM32 100V101H31ZM49 100H47V102H50ZM56 100V99H55ZM65 100H67V102L65 101ZM33 101H35L34 103H33ZM256 101V100H255ZM255 101H253V102H255ZM260 100H258L257 102H255V103H253V105L254 106H256V105H259V103H261L262 102V104L261 105H264V100L262 99V101H260ZM3 102V103H2ZM26 102H29V105L31 104V103H33V104H31L30 105V107L28 108H26V107H24V105L26 106V104L28 105V103H26ZM65 104H64V103ZM68 102L70 103V105L68 106ZM14 103V104H15ZM257 103V104H256ZM3 104V105H2ZM24 104V105H23ZM34 104H36L35 106H36V108H37V110H36V108H35V110H33V108H34V106H33V108H32V105H34ZM47 104V105H46ZM76 104H77V107H76ZM256 104V105H255ZM62 105V106H61ZM73 105H71V106H73ZM261 105H259V106H257L258 108L260 107L261 108ZM8 106H6V108L7 109H9V107ZM22 106V107H21ZM49 106V107H48ZM63 106H65L64 108H63ZM68 106V107H67ZM44 107H46V108H44ZM61 109V110H63V112H58V111H61V110H59V108ZM62 107V108H61ZM263 108H264V106H262ZM0 108V110H2ZM5 108V109H6ZM18 108H20V109H18ZM22 108H23V110H22ZM25 108V109H24ZM48 108V109H47ZM65 108H68V110L66 109L65 110ZM71 108H73V107H71ZM10 110V109H9ZM10 110V111H11ZM18 110H20V111H18ZM49 110L51 111V113L49 112ZM56 110H58L57 112H56ZM75 111V113L73 114V115H71L73 112L72 111ZM14 111H15V113H14ZM64 111H66V112H64ZM17 112H18V115H17ZM37 112V113H36ZM50 113V114H46V113ZM54 112V113H53ZM70 112H71V114H70ZM55 114V115H53V114ZM63 113V114H62ZM77 113V116L79 115ZM10 114V113H9ZM68 114H66L65 115V121L71 126L72 125V127H71V129H72V131L74 130V128L76 129V131H74V133L75 132H77V133H75V135H74V133L72 134V136H71V131H70V129L68 130L69 132H71V133H69L70 135L68 136V137H70V140H72V141H70L69 139H67L68 137H63V139L65 140H63V142H62V150H65L66 149V151L69 149V152H71V150L70 149H72V146H73V148H75V149H72V152L71 153H69V152H65V151H63V155L65 154H70V156H72V157H70L69 155H66L67 157H69V158H66V156L64 155H62L63 157H62V164H64V165H62L61 164V166H62V170H63V172H62V178H61V181H62V187H63V193H61L60 194V198H59V201H60V209H61V214H60V220H59V223L58 224H55L54 226H52L53 227V229H54V231L56 232V238L58 239L57 241V244H56V247H55V250H53V252H58L59 251V248H60V246H61V244L63 243V241L65 240V238L70 234V232L71 231H73L74 229H76V228H79V227H81V226H83V225H85V224H78L79 222H78V218H82V214H83V210L85 209V206L87 207V205L88 204H91L92 205V203H90V202H96L95 200L98 198V197H96L95 198V196H97V193H98V190H100V188L101 187H103L101 190L103 191V193H104V190H106V189H108V188H104V187H109L108 185H111V184H113V186L111 187V190L110 189H108L109 190V193L111 192V193H113L114 192V199H112V200H114L115 201V203L117 204V205H115V203L113 204V202H110L109 204L110 205H107V207L110 209V212H108L107 213V215L104 217V218H102V219H100V220H92L91 222H89V223H92V222H96V221H114V222H117V223H120V224H122V225H124V226H126V227H128L129 229H131L137 236H138V238H139V240L141 241V243L143 244V246H144V248H145V251H147V249L146 248H148L149 249V245H150V249L147 251V252H149V254L148 253H146V255L148 256V255H150L151 257V259H153V252H154V248H155V246H157L158 247V251L160 250V247L162 248V254L164 255V253H165V251L166 250H170V248L171 247H175V244H173V243H176V241L178 240L177 238H176V234H174V233H172L171 231H170V233H172V234H170L172 237L173 236H175V241L174 242H172V240H174L173 238H171V240H170V243H168V241H169V239H170V237L171 236H166V237H164V235H163V237H164V239H163V237H162V239L164 240H162L161 239V237L156 233V232H158V231H160V225L159 226H154V223L158 220V215L159 216H161V212L160 213H158V214H156L157 213V210H155L156 211V215L154 216V213L153 212H151V211H153L152 209L150 210L149 208L151 207V208H153L152 207V205L154 204H156V206H157V203H158V201H159V206L160 205H165V202H164V200H166V202L168 203V201L170 200V201H173L172 203H175L176 205H177V203L178 204H180L181 203V207H180V205H179V209H181L182 210V214L181 213H179L180 212V210L178 209L177 211L175 210V209H173L176 205L174 204V207H173V204L170 202V203H168L167 205H165L166 207L168 206V208H170L171 206L173 207H171L169 210H171V209H173V210H175V212H174V215L176 216V215H178L179 217H180V214H181V217L180 218H178V216H176L175 218L177 219V221L179 220V221H184V219H186V218H188V217H186V215L187 214H185L184 212H186V211H184V209H186V208H184L185 206H187L189 203H186L187 201H186V198H182V197H174L175 199L174 200H171V199H173V196L172 195H170V196H172V197H170L169 195L168 196H166V199H165V196L164 195H162V196H158L159 198H161V199H163L162 197H164V200H161V199H157L158 197H157V193L158 192H156V191H159V189L161 190V188H163V189H165V187L166 188H168V185L166 186V183H172L173 181L170 179V176L168 177L167 176V180L168 179H170V180H168V181H170V182H168V181H165V177L164 176H162V177H164L163 178V180H164V182H162L163 180H162V178L161 177H158V182L156 181H153V182H155V183H159V185H160V188H159V186H158V184H154L153 183V185H155L154 187L152 186V188L155 190L154 191V193H146V194H144L142 197H144V198H146V200L148 199V201H150V200H152L155 196H154V194L156 195V198H154V200L156 199V200H158V201H156V203H154L153 201L154 200H152V204H150L151 203V201H150V203L147 201V203L145 202V199L144 198H138V200H136V198L135 199H132V197L130 196V199H129V196H128V199H127V197L125 196V195H128V193L127 194H125V192H127V182H129V185H130V183H131V181H134V182H137V181H135L134 179H132L131 177H129L130 175H128V173L127 172H124V174L125 175H120L119 174V172H118V170H116L117 168H116V166H115V162L112 160V159H114L115 158V156L113 157V153H114V155H116V153H118V148L116 149V147H111V145H107V144H103V146L102 145H99L100 147H98V146H95V145H92V144H90L89 146H90V149H88L87 148V145L86 144H80L79 142L77 143V144H80V145H74L73 143L75 142V144H76V140L78 139V137L80 136L81 137V135H79V134H82L81 132H82V130H81V128H80V126L79 127H77V125H76V123H75V121L74 120H72L71 118H69L67 115ZM48 116V117H49ZM60 116V118L62 119V117ZM73 116V117H72ZM54 118L55 120V122L54 121H52L51 122V119L50 118H48V122L50 121L51 123L50 124H58V122H59V120H61V119H58V118ZM68 117V119L69 120H67L66 118ZM47 118V117H46ZM45 118V119H46ZM61 120L60 122L62 123H60L59 122V124L60 125H63V124H65V123H63V122H65L64 120ZM71 119V120H70ZM57 121V122H56ZM71 122V123H70ZM58 124V125H59ZM75 124V126L73 127V125ZM80 130H81V132H80ZM7 133L9 134V137H8V135H7ZM15 133V132H14ZM13 132H11V134H10V132H6V138H7V140H3L4 142H2V146L4 147H1L0 146V149L2 148L3 150H10L11 149V145L12 144H14L13 142V140H15L16 139V137H18V138H20V136H21V140L20 139H18L17 138V142H16V140H15V143H18L19 141L18 140H20V141H23L25 144H27L28 142H25V141H28L27 140V137L28 136H26V137H24V135H28L29 134V136H31L32 134L31 133H29L28 131H25V133H23V135H21V134H19L20 136H17V135H15ZM26 133H28V134H26ZM14 134V136H10V135H13ZM31 134V135H30ZM64 134H66L67 135V133H63L62 135H64ZM11 137L13 138V137H15V139L13 138V140H12V142H11V140L9 141V139H11ZM23 138V139H22ZM26 138V139H25ZM29 138V137H28ZM50 138H54L53 137V135H52V137H50ZM48 139V141L46 142V144H45V142H43L44 143V145L47 147V145H48V143L50 142V144H51V142H52V139ZM72 138V139H71ZM77 138V139H76ZM25 139V140H24ZM47 140V139H46ZM46 140H43V141H46ZM50 140V141H49ZM70 142H69V141ZM75 140V141H74ZM11 142L10 144L9 143H6V142ZM54 141V140H53ZM72 142V146L69 144V143H71ZM3 143L5 144V145H3ZM41 143V142H40ZM39 143V144H40ZM63 143H65L66 144V147L64 146L65 144H63ZM7 144H9V148L7 147ZM37 145L36 144V146H33V145H35V144H31L32 146L30 147L29 145H28V147L27 146H25V147H23V148H21L22 150L24 149V150H27V148H28V151L27 152H30V154L31 155H33L34 154V156L33 157H38V156H41V154H42V156L41 157H43L45 154H46V152H43V151H47L48 152V149H45L46 147L45 146H43V144H42V146L43 147H41V145ZM67 144H68V146L69 147H67ZM15 145H17V144H15ZM14 145V146H15ZM85 147H84V146ZM91 145H92V147H91ZM41 147L42 148V150L40 151L38 148H35V147ZM50 146V145H49ZM77 146H78V148H80L79 150L81 151V150H83V153L81 152L80 153V151L78 150V148H77ZM106 146H107V150H106ZM65 147V148H64ZM83 147V148H82ZM110 147V148H109ZM8 148V149H7ZM32 148H34V150L32 149ZM48 148V147H47ZM95 148V150H93ZM97 148H98V150H97ZM103 148H105V149H103ZM45 149V150H44ZM100 149V150H99ZM108 149H112L111 151H109ZM23 150V151H24ZM31 150H33L32 152H31ZM73 150H74V152H76L77 154H79V155H77L76 153H74L73 152ZM85 150H88V151H86L85 152ZM89 150H90V152H89ZM117 150V151H116ZM102 151L103 152H105L106 154L105 155H107V156H109V160L110 161H107V159H108V157L106 156V158H105V156H104V153H102ZM33 152H37L36 153V155H38V156H36L35 155V153H33ZM40 153V155H39V153ZM43 152V153H42ZM79 152V153H78ZM89 154H88V153ZM95 152H97V153H95ZM33 153V154H32ZM74 153V154H73ZM85 153V154H84ZM92 153V154H91ZM101 153V154H100ZM0 154H1V152H0ZM7 153H5V155H6ZM9 154V153H8ZM44 154V155H43ZM47 154H49V153H47ZM87 154V155H86ZM103 154V155H102ZM12 155H13V153H12ZM12 155H11V153H10V156H11V158H12ZM74 155H75V157H76V155H77V157L75 158L74 157ZM86 155V156H85ZM89 155H92V156H89ZM100 155V156H99ZM2 156V155H1ZM10 156H7V157H5V158H0L1 160H6V161H9V159H11L10 158ZM46 156V155H45ZM45 156L43 157V158H45ZM87 156H89V157H94L95 158V160H96V158H97V160L98 161H95L94 160V158H87ZM111 156H112V159H111ZM9 157V158H8ZM41 157H39V158H41ZM47 157V156H46ZM49 157V156H48ZM47 157V158H48ZM74 157V158H73ZM82 157V158H81ZM85 157H86V159H85ZM101 157V158H100ZM46 158V159H47ZM100 158V159H99ZM65 159H67V160H69V161H67V160H65ZM77 159V160H76ZM81 159H82V161H81ZM104 159L106 160V161H104ZM0 160V170H1V161ZM72 160H74L73 161V163H72ZM89 160V161H88ZM67 161V163H65V162ZM81 161V162H80ZM84 161V162H83ZM88 161V162H87ZM93 161V162H92ZM96 163H95V162ZM16 162V161H15ZM71 162V163H70ZM110 162H112V163H110ZM114 162V163H113ZM35 162L33 161L32 163H30L28 166H23L22 165V169H21V171L20 172H23V173H25V174H29L30 173V171L31 172H33L34 173V181L36 182L43 174H51V172H52V170H53V166L51 165V164H48V163H43V162H36L35 164H34ZM69 163H70V165H69ZM94 163H95V165H94ZM108 163H109V165H111V166H108ZM75 164V165H74ZM88 164H89V166H88ZM133 164H135L136 165V162L135 163H133ZM132 164V165H133ZM140 164H142V163H140ZM140 164H138V166L136 165V168L138 167V169L140 170ZM68 165H69V167H68ZM87 165V166H86ZM134 165V166H135ZM81 166H83L82 168H81ZM96 166V167H95ZM103 166V167H102ZM145 166V165H144ZM143 166V167H144ZM65 167V168H64ZM105 167H107V168H105ZM132 167V166H131ZM131 167L130 168H128V170H126L125 169V171H128V172H130L129 171V169H131ZM80 170H79V169ZM84 168V169H83ZM93 169V170H89V169ZM134 168V167H133ZM136 168L134 169V170H136ZM142 168V167H141ZM75 169V170H74ZM103 171H102V170ZM138 169H137V171H138ZM109 170V171H108ZM82 171V172H81ZM85 171H87V172H85ZM92 173H91V172ZM103 173H102V172ZM115 171H117L118 172V177H120L121 179H119L118 177H117V172H115ZM124 171V170H123ZM122 171V172H123ZM133 170H131V172L130 173H133L132 172ZM109 174H108V173ZM114 172V173H113ZM168 172V171H167ZM170 172V171H169ZM168 172V173H169ZM70 173H71V175H70ZM88 173V174H87ZM101 173V174H100ZM127 173V174H126ZM129 173V174H130ZM69 174V175H68ZM86 174H87V176H86ZM78 175V176H77ZM104 175V176H103ZM109 175V176H108ZM120 175V176H119ZM126 175H128L127 177H126ZM132 175V174H131ZM90 176V177H89ZM94 177V178H92V177ZM122 176V177H121ZM97 177V178H96ZM105 179H104V178ZM108 177V178H107ZM112 177V178H111ZM129 177V178H128ZM88 178V179H87ZM125 178V180H123ZM126 178H128V179H126ZM130 178H131V180H130ZM159 178H161V180L159 179ZM91 179V180H90ZM111 179H113V180H111ZM117 181H116V180ZM118 179H119V181L120 180H122V183H121V181L119 182L118 181ZM81 180V181H80ZM86 180V181H85ZM87 180H88V182H87ZM90 180V181H89ZM96 181V183L98 182V184H97V187H99V186H101V187H99L98 189H97V191H96V184H95V182L94 181ZM128 180V181H127ZM160 180V181H159ZM104 181H106V182H104ZM125 181V182H124ZM172 181V182H171ZM161 182L162 183H164L163 185L161 184ZM166 182V183H165ZM95 184V186H94V184ZM119 184V186H118V184ZM181 183V182H180ZM116 184V185H115ZM126 184V185H125ZM132 184V183H131ZM134 184V183H133ZM132 184V185H133ZM169 184V185H170ZM104 185V186H103ZM106 185V186H105ZM129 185H128V187H129ZM161 185L163 186V187H161ZM115 186V187H114ZM117 186V187H116ZM165 186V187H164ZM130 187H132V186H130ZM129 187V188H130ZM158 187V189H156ZM172 186H170L169 187V189L171 188ZM126 188V189H125ZM122 191H121V190ZM124 189V190H123ZM169 189H165V190H169ZM97 193H96V192ZM102 191H100L99 193H101ZM116 191V192H115ZM84 192V193H83ZM93 192H95V194L93 193ZM108 192V191H107ZM107 192H105V193H107ZM99 193H98V195H99ZM83 194V195H82ZM95 196H94V195ZM117 194H119V195H117ZM160 194H163V193H160ZM213 194V195H212ZM211 195L213 196V197H210L209 195H207V193H206V198H205V201L206 202H209V204L211 203L212 204V202H213V198H214V193H212ZM246 194H248V193H246ZM252 195H253V193H251ZM251 194L249 193L248 195H245V198H248V197H246V196H249V198L251 197V201H250V203L253 205V202H252V198H253V196H251ZM148 195V196H147ZM151 195H153V197H152V199H150V197L149 196H151ZM120 196H121V198H120ZM146 196V197H145ZM207 196H208V198H207ZM84 198L85 200H84V202H82V198ZM148 197V198H147ZM210 197V198H209ZM117 200H116V199ZM178 198L180 199V201L181 202H175L176 201V199H177V201H178ZM80 199H82V200H80ZM95 199V200H94ZM141 199H143V200H141ZM185 199V200H184ZM208 199V200H207ZM211 200V202H210V200ZM88 200V201H87ZM134 200V201H133ZM136 200V201H135ZM168 200V201H167ZM142 201H144V203H146V204H148L149 203V205H151L150 207H148L146 204H145V208L143 207V206H141L142 204H143V202ZM204 201V204L206 203ZM80 202H81V204L82 205H84L83 207H84V209H82L81 210V205H80ZM89 202V203H88ZM129 202V203H128ZM162 202H163V204H162ZM237 201H235V207H233L234 209H236V207H237V205L239 206V203L240 202H242L241 200H238V202L239 203H236ZM85 203H88V204H85ZM112 203V204H111ZM161 203V204H160ZM94 205L96 204V203H93ZM171 204V205H170ZM210 204V205H211ZM216 205V203H214L213 202V205ZM51 205H52V203H51ZM50 205V206H51ZM93 205V208L95 209L96 208V205L94 206ZM119 205V206H118ZM153 205V206H154ZM208 205V203L206 204V206ZM214 205V206H215ZM264 205V204H263ZM263 205H262V207H263ZM132 206V207H131ZM135 206V207H134ZM138 208H137V207ZM159 206H158V208H159ZM184 206V207H183ZM205 206V205H204ZM88 207H90V209H92L91 208V206L89 205ZM117 207V208H116ZM131 207V208H130ZM144 209H143V208ZM146 207H148V208H146ZM208 207H210V209H212L213 207L212 206H207V208ZM244 209H243V208ZM261 207V206H260ZM261 207V208H262ZM140 208H142L143 209V211L145 210V209H147V210H145V211H147V212H142L141 210H140ZM156 209H158L157 207H155ZM167 208V209H168ZM205 208V207H204ZM203 208V209H204ZM237 208H239V207H237ZM243 209V212H240L241 210L240 209ZM261 208H259V206H258V209H256L257 210V212H255L256 214L254 215L256 218H257V216L256 215H258V213L260 212V209ZM88 209V208H87ZM89 209V210H90ZM176 209H177V207H176ZM188 209H190L189 208V205H188ZM215 209H216V206H215ZM215 209H213V212H214V214H215ZM246 209H249V206H248V208L246 207V206H242V204L240 205V208H239V211H238V209H237V211L236 212H234V214H237V212H238V214H237V216L239 215V217L237 218V219H239V220H241L242 218H243V221L246 219L247 220V214H249V211H247ZM88 210V211H89ZM149 210V211H148ZM172 210V211H173ZM208 210H209V208L207 209V213H205L204 212V214H207V215H211V214H208ZM255 210V211H256ZM121 211V212H120ZM125 211V212H124ZM158 211H162V209L161 210H158ZM171 211V212H172ZM190 211H191V209H190ZM189 210H187V212H188V215L187 216H189V220H190V218L192 219V217L190 216V214L192 213V212H190ZM201 211V210H200ZM199 211V212H200ZM203 211V210H202ZM206 211V210H205ZM212 211V210H211ZM211 211H209V213H212ZM231 211H235V210H231ZM244 211L247 213L246 215L244 214ZM124 212V213H123ZM150 213L151 212V214H152V216H150L151 217V219L149 218H147L148 216L147 215H149V214H147V213ZM198 212V213H199ZM116 213V214H115ZM118 213H119V215H118ZM145 213H146V215H145ZM176 213V214H175ZM178 213V214H177ZM190 213V214H189ZM197 213V214H198ZM231 213V212H230ZM242 214L241 216H240V214ZM80 214H81V216H80ZM92 214V213H91ZM126 214V215H125ZM163 214H165L164 212H163ZM167 214V213H166ZM165 214V215H166ZM183 214L185 215V217H182L183 216ZM193 214H195V213H193ZM197 214L196 215H194V216H197ZM233 214V212H232V214H230V215H234ZM172 215V214H171ZM192 215V214H191ZM199 215H202L201 217H202V219L205 221V224H208V226H209V224H212V226L211 227H213V223H211L210 221H212L211 219H213V218H211L210 220H209V216H208V220H207V216H205L204 215V217H203V213H199ZM114 216H118L117 218H115ZM146 216V217H145ZM164 216V215H163ZM162 216V218L160 217L159 218V220L161 219V220H163V217ZM211 216H213V214L211 215ZM210 216V217H211ZM242 216H245L246 218L244 219V217H242ZM249 216V215H248ZM121 217V219H119ZM147 218V220H151V221H146L145 220V218ZM166 217V216H165ZM167 217H168V215H167ZM172 217H174L173 215H172ZM206 217V218H205ZM230 217V216H229ZM233 217H235V215L233 216ZM232 217V219H234V220H232L231 218H229L228 220H230L231 219V221L230 222H234L235 221V219L236 218H233ZM254 217V223H255V220H256V218ZM152 218L155 220V219H157V220H152ZM175 218H172V219H174L175 220ZM182 218V219H181ZM206 219V220H205ZM174 220H173V222H174ZM214 220V219H213ZM246 220H245V222H246ZM80 221V220H79ZM176 221V222H177ZM187 220H185L184 222H186ZM209 223H208V222ZM236 221H238V220H236ZM242 221V220H241ZM241 221H238V224H239V222H241ZM242 221V222H243ZM158 222V221H157ZM175 222V223H176ZM214 222V221H213ZM227 222V221H226ZM230 222H228V224L230 223ZM232 222V223H233ZM54 223V222H53ZM178 223V222H177ZM183 223V222H182ZM181 223V224H182ZM186 223H190V221L188 222H186ZM185 223V224H186ZM88 224V223H87ZM180 224V226H179V224H178V226H179V230L181 231V229H180V227L182 228L183 226L182 225H184V223L181 225ZM228 224L226 225V223L225 224H223V225H225L226 227L228 226ZM235 224V223H234ZM234 224H229V225H233V226H235L236 227V229L234 230V229H232V230H234V234H236V236H237V234H241L242 232H239L238 233V230H239V227H237L236 225H237V223L234 225ZM243 224L244 223H242V225L240 224V225H238V226H242L243 227ZM150 225V226H149ZM187 225V224H186ZM186 225H184V226H186ZM190 225V224H189ZM215 225H217V224H215ZM220 225H222V224H220ZM246 225V224H245ZM152 226V227H151ZM153 226H154V228H153ZM206 226V225H205ZM225 226L223 227L224 228V232L225 233H229V232H231L230 230H231V228L232 227H230L229 226V231H228V227H227V229H226V231H225ZM254 226V225H253ZM155 227H156V230H158V231H156L155 230ZM187 227V226H186ZM211 227H209L210 229H211ZM217 227V226H216ZM234 227V228H235ZM158 228V229H157ZM218 228H219V230H220V232H219V230L217 231L216 229H214V230H216L215 232L217 233H221V234H219L221 237L224 235V237H226V236H233L234 234H233V231H232V234L230 233V234H228V235H226L225 236V234H222L223 232H222V230L221 229H223V228H221V226H218ZM217 228V229H218ZM221 228V229H220ZM244 228V231H245V228H246V226H244L243 227ZM242 228V229H243ZM240 229H241V227H240ZM185 230V228H183V231ZM213 230V229H212ZM242 231V230H241ZM243 231V235H244V232ZM169 232V231H168ZM168 232H166V233H168ZM185 232V231H184ZM237 232V233H236ZM160 233H162V232H160ZM159 233V234H160ZM166 233H163V234H166ZM183 235H184V233L183 232H181ZM180 233V234H181ZM217 233V234H218ZM154 234V235H153ZM174 234V235H173ZM241 234V235H242ZM242 235V236H243ZM182 236V235H181ZM158 237V238H157ZM220 237V238H221ZM235 236H233L230 240H231V242L228 240L229 239V237H228V241H229V243L231 244V243H233V241H234V238ZM157 240H156V239ZM179 238V237H178ZM234 238V239H233ZM144 239H145V241H144ZM179 239H182L181 237L179 238ZM223 239V238H222ZM226 239V238H225ZM232 239H233V241H232ZM167 240V241H166ZM236 240V239H235ZM156 241V242H155ZM181 240H179V242H180ZM183 241V240H182ZM14 242V241H13ZM151 244H150V243ZM171 242H172V244H171ZM178 242V241H177ZM178 242V243H179ZM234 242H236V241H234ZM247 242H248V239H247ZM15 243V242H14ZM60 243V244H59ZM249 244H250V242H248V243H246V247L248 248L249 247ZM146 245V246H145ZM155 245V246H154ZM5 246V245H4ZM7 246V245H6ZM148 246V247H147ZM14 248V247H13ZM150 250L152 251V252H150ZM52 252V251H51ZM52 252V253H53ZM151 253V254H150ZM9 254V257L8 256H6V255H8ZM8 254H6V253H2L1 254V258L2 259H4V260H6V261H8V262H10L9 261V259H10V253H8ZM6 258V259H5ZM149 260V256L147 257V261L149 260V261H151V263H152V260ZM148 261V262H149ZM150 263V264H151Z\"/></svg>",
  "mask_w": 264,
  "mask_h": 264
},
{
  "label": "crops",
  "instance_id": "0c3cea01",
  "mask_svg": "<svg viewBox=\"0 0 264 264\" xmlns=\"http://www.w3.org/2000/svg\"><path fill=\"white\" fill-rule=\"evenodd\" d=\"M184 1L196 2V3H207V4H222V5H231V6H242V7H253V6L254 7H261L260 5H264V0H184ZM39 194L40 195L42 194V196L40 197V198H42L41 199L42 203H44V199L47 202L49 201V197H48L49 194L48 193H39ZM0 198H1V195H0ZM40 208H41V205H38L37 206L38 213L40 211ZM253 227H252L253 231L251 230V236L252 237H250V240H249L251 245L249 244V247L246 249L250 253L249 254L247 253L246 257L250 258V259L247 258V259H249L248 261L250 262V264H251L250 260H252V261L254 260L252 262L253 264H257V263L258 264H264V206L261 208L260 212L258 213ZM57 240L58 239L55 236V237H53V239L47 238L45 240V242H43V243H37L36 245L29 246L24 241H18V240L13 239L14 242L15 241L18 242V243L15 242L13 244L14 245L13 249L15 250L18 246L20 249V252H21V251H23V249H25V251H27L30 247H32L30 249H33V251L35 248L36 249L39 248L40 250H37V251L35 249L36 256L34 255V252L32 251L34 257L32 256L30 250H29V253L31 256L29 255L28 251L26 252V255L28 254L27 255L28 258H29V256L31 258H34V259L39 257L38 258L39 260L36 259L37 261H39L38 264H49V263L50 264H58V263L59 264H150L147 261L145 248H144L143 244L141 243V241L139 240L138 236L128 227H126L120 223L114 222V221H96V222L88 223V224H85L79 228L74 229L65 238V240L63 241V243L60 246L59 251L52 253L51 251L53 249L55 250L56 244L58 242ZM183 242H185V241H183ZM16 243L17 244L20 243L21 246H19L20 245L19 244L15 248ZM181 243L182 242H180L179 244H181ZM185 243H186V245H188L187 242H185ZM179 244H177L178 246L177 245L175 246V248L177 250L174 247H171L169 251L166 250L165 253L167 255H165V253H164V255L162 253H160V251H162V248L160 247V250L158 251V247L156 246L154 248V252H153L155 254V255L153 254V256H155V257H153V259H156V260L153 262L159 263V261L157 259L158 258L157 254H158V256L160 257L159 260L161 261V259H162V261H161L162 263L166 262V264H167V261L165 259L168 258V261H170V263L173 262V260H175L174 261L175 264H178V262H180V264H181V262H183V260L185 263V259H183V258H186L187 254H188L190 256L188 258H186V260L190 258V260H188L190 262L187 261L185 264H187V263L192 264V261H193V264H197V262H199L198 264H201L200 260L197 261V259H199L197 257H200V255H198L199 252L201 253L202 257L204 255L208 254L207 258H206V256H204L203 260L201 259L202 264H210V263L211 264H220L223 262V259L225 261V264H231V263L236 264L235 263L236 261L237 262L240 261L236 258H235L236 261H233L235 259H232L233 256L234 257L236 256V253H235L236 251L234 252L232 250V253H230L231 251L229 252L226 249L225 251L226 252L228 251L229 253L228 252L227 253L232 255L230 257L224 251V249H225L224 248L222 250L225 252L224 256H225V254H227L226 257L228 256L230 258H225L224 256L221 255L222 258H221V260H219L220 261V263H219V261H217V260L220 259V258H218L220 256H217L214 253L217 252L220 255L219 252L221 251V249L219 252H218L219 249H217L218 247L220 248V245L217 248L215 247L217 249V251H215L216 249H214L213 250L214 253L210 254L211 250H209L208 252L205 251V250L210 249V248L207 246L203 247L204 245L203 246L198 245L197 250L195 251L194 249L196 248V246L191 243L193 246H195V247H192L194 251L191 252L190 251L191 250V248H190L191 244L190 243H189L190 246L189 245L184 246V245H179ZM23 245L26 246L27 248H24ZM53 245H55V246H53ZM50 246H52L51 250H50ZM1 247H2V244L0 241V256L2 254ZM48 247H49V249H47V251L50 250L49 255L52 257L50 262H49V259L51 257L48 255V252H47V254L45 253L46 255L43 254V248H48ZM203 248H207V249H203ZM19 249H16V250H19ZM188 249H190V250H188ZM16 250L14 253L17 252ZM174 250L178 251V252L182 251V253H183V250H185V252L183 254L184 256H182V253H180L181 255L179 254V256L182 257V258L181 257L180 258L183 260L178 259L179 258L178 254H177L178 252H176V254L174 255L175 257L178 256V258H177L178 261L174 258H173V260L171 259L172 257H174L171 254V253L174 254V252H175ZM187 250H188V252H187ZM202 250H204V251H202ZM38 251L39 252L42 251V253L41 252L37 253ZM248 251H245V252H248ZM194 252H196V254H194ZM204 252H205V254H204ZM233 252L235 254H233ZM14 253H10L9 261L10 260L12 261V262L10 261L11 264H16L17 262L19 264H23V263L27 264L29 262H30L29 264H32V263L37 264L36 261H35V263L34 262L31 263L30 260L34 261V259L26 258L25 257L26 255H24L25 252L24 253L22 252L23 253L22 257L24 256L23 258L21 257L22 253H19V252H17L16 254H14ZM50 253H52V254H50ZM37 254L38 255L40 254V255L37 257ZM160 255L162 256V258ZM19 257H20V259H18ZM54 257H55V259H54ZM192 257H194L195 259L197 258V259L194 260V258H192ZM208 257L210 260L208 259ZM211 257H215L214 260ZM236 257L241 259V256L239 257V255ZM169 258H170V260H169ZM191 258H192V261H191ZM24 259H26V261ZM204 259H206L208 261H213V263L212 262L207 263L208 261L203 263ZM229 259H230V262L228 261ZM20 260H24L25 262L22 261L20 263ZM53 261H54V263H53ZM176 261H177V263H176ZM243 261H244V258H243ZM243 261L242 262L240 261L241 264L245 263V261H244V263H243ZM41 262H43V263H41ZM46 262H48V263H46ZM227 262H229V263H227ZM162 263H160V264H162ZM163 264H165V263H163ZM222 264H224V262ZM238 264H240V263H238ZM246 264H249V263H246Z\"/></svg>",
  "mask_w": 264,
  "mask_h": 264
},
{
  "label": "water",
  "instance_id": "95a60500",
  "mask_svg": "<svg viewBox=\"0 0 264 264\" xmlns=\"http://www.w3.org/2000/svg\"><path fill=\"white\" fill-rule=\"evenodd\" d=\"M139 8L155 23L189 35L264 41V7H242L196 3L184 0H119ZM175 1L190 9L181 16H169L157 4Z\"/></svg>",
  "mask_w": 264,
  "mask_h": 264
}]
</instances>
